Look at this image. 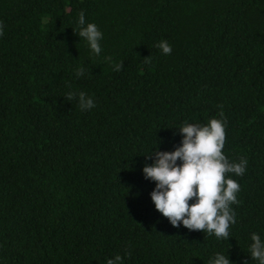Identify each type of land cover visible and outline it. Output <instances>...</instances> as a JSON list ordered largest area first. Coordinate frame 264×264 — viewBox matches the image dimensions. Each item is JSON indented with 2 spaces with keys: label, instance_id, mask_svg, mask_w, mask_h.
<instances>
[{
  "label": "trees",
  "instance_id": "1",
  "mask_svg": "<svg viewBox=\"0 0 264 264\" xmlns=\"http://www.w3.org/2000/svg\"><path fill=\"white\" fill-rule=\"evenodd\" d=\"M81 11L99 56L74 32ZM221 112L223 154L247 160L225 174L240 188L227 239L171 226L142 173L185 122ZM252 233L264 239V0H0V264H257Z\"/></svg>",
  "mask_w": 264,
  "mask_h": 264
},
{
  "label": "clouds",
  "instance_id": "2",
  "mask_svg": "<svg viewBox=\"0 0 264 264\" xmlns=\"http://www.w3.org/2000/svg\"><path fill=\"white\" fill-rule=\"evenodd\" d=\"M79 31L74 32L86 42L90 52L101 54L102 32L96 24L86 23L84 12L78 14ZM162 54H170L171 46L167 41L157 43ZM113 71H120L122 63H112ZM148 59V58H146ZM83 68L75 75L81 76ZM68 99L76 97L80 109L95 107L93 97L84 92H68ZM212 118L206 124L185 122L178 130L181 134L180 146L175 150L154 151V161L142 169L146 180L154 182L155 187L150 199L155 209L171 226L183 227L190 231H202L217 239H227L230 225L236 223L235 212L231 208L237 202L239 184L226 173L242 176L247 160L230 162L223 154L225 143L226 119ZM179 162V163H178ZM191 201V203H190ZM249 253L251 260L264 264V239L258 233L250 235ZM121 256L116 255L105 264H121ZM209 264H232L227 254L217 252L209 259Z\"/></svg>",
  "mask_w": 264,
  "mask_h": 264
}]
</instances>
